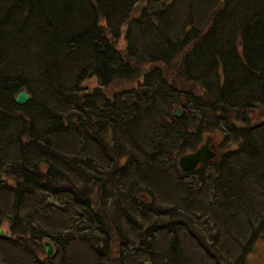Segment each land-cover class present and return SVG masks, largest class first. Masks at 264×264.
<instances>
[{"label": "trees", "instance_id": "16d2710c", "mask_svg": "<svg viewBox=\"0 0 264 264\" xmlns=\"http://www.w3.org/2000/svg\"><path fill=\"white\" fill-rule=\"evenodd\" d=\"M3 224L2 264H243L264 237V0H0Z\"/></svg>", "mask_w": 264, "mask_h": 264}, {"label": "rangeland", "instance_id": "374dc122", "mask_svg": "<svg viewBox=\"0 0 264 264\" xmlns=\"http://www.w3.org/2000/svg\"><path fill=\"white\" fill-rule=\"evenodd\" d=\"M117 42H118L119 46L123 45V43H124V35L123 34L119 37ZM139 80L141 81L142 78H139ZM96 85H97V82L95 79H90L89 81L83 82V87L87 88L89 90H93L96 87ZM125 86L126 87H130V86L135 87L136 83L133 82L131 84H125ZM121 88H124V86L121 83L115 82L114 84H112L110 86L108 93L111 95L114 91L121 89ZM220 138H221L220 134L215 135V136H214V134L211 135L210 146L212 149H214V150L220 149V142H221ZM0 230H1V233L6 232V231L8 232V224H3L0 228ZM262 234H260V237L256 238L253 241L250 249L247 250V252L245 253L244 259H243V264H264V237H262ZM43 251H44V254L46 255L44 249H43ZM1 253H3V252H1ZM7 257H8V259L7 258L6 259L9 260L10 256L8 255ZM235 263L238 264L237 262H235Z\"/></svg>", "mask_w": 264, "mask_h": 264}, {"label": "water", "instance_id": "95a60500", "mask_svg": "<svg viewBox=\"0 0 264 264\" xmlns=\"http://www.w3.org/2000/svg\"><path fill=\"white\" fill-rule=\"evenodd\" d=\"M30 99V95L26 90L21 89L18 91L14 97V102L18 105L26 104ZM174 115L180 116V111L175 109ZM216 157V152L211 149L210 146V137H207L205 142L200 145L195 151L188 154L182 155L178 159V166L183 172H191L201 161H208ZM1 233V230H0ZM43 247L46 253V256H51L53 254L52 245L45 241ZM0 264L2 261L0 259Z\"/></svg>", "mask_w": 264, "mask_h": 264}]
</instances>
